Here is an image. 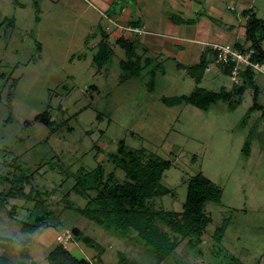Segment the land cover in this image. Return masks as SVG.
I'll list each match as a JSON object with an SVG mask.
<instances>
[{
  "label": "rangeland",
  "instance_id": "obj_1",
  "mask_svg": "<svg viewBox=\"0 0 264 264\" xmlns=\"http://www.w3.org/2000/svg\"><path fill=\"white\" fill-rule=\"evenodd\" d=\"M108 2L0 0V74H4L0 79V192L8 189L1 178L18 176L14 168L20 166L22 176L33 175V188L51 193L44 196L43 208L54 215L34 233H23L21 223L40 209L34 200L9 201L0 211V256L9 264H50L48 256L61 245L91 264H222L225 253L243 264H264V119L260 110H251L254 87H247L234 109L223 101L206 111L186 103L164 104L163 98L188 96L198 88L230 92L235 84L215 61L196 84L182 69L177 70V65L191 63L166 52L155 56L138 37L132 41L135 55L126 54L116 46V39L109 38L110 63L101 69L94 63L98 43L113 32L111 16L119 17L122 8L131 10L144 30H154L161 37L171 32L172 25L199 24L198 37L206 45L198 48L211 54L213 35L218 46L233 49L237 43H246L247 18L242 13L249 10L264 21V0ZM211 7L222 13L216 15ZM261 47L264 50V42ZM137 57L140 75L121 82L122 63H134ZM146 59L151 61L149 67ZM157 64L154 88L149 91V70ZM253 82L259 93L257 105L264 109L262 69L253 70ZM44 113L54 123L50 129L34 121ZM247 141L250 153L245 157L242 150ZM121 144L170 163L160 183L171 194L156 199L154 209L180 212L187 184L199 173L221 191L220 203L205 207L210 224L199 254L187 251L182 242L171 257L158 263L135 235H116L74 211L63 210L62 198L75 178L100 164L106 173L112 172L107 157L116 154ZM114 173L121 182L122 173ZM69 201L85 205V200L73 195ZM12 209L15 212L9 216ZM224 222L227 228L218 252L213 235ZM73 229L83 232L93 246L76 242Z\"/></svg>",
  "mask_w": 264,
  "mask_h": 264
},
{
  "label": "trees",
  "instance_id": "obj_2",
  "mask_svg": "<svg viewBox=\"0 0 264 264\" xmlns=\"http://www.w3.org/2000/svg\"><path fill=\"white\" fill-rule=\"evenodd\" d=\"M246 19L245 44H235L234 48L242 53L252 51L250 60L254 64L262 66L264 64V50L261 44L264 42V21L256 18L251 11L242 13ZM109 36H105L98 43L99 51L94 57V63L99 69L107 66L113 56V52L107 45ZM116 46L123 49L128 55H135L133 42L124 39H117ZM249 44L248 47L246 45ZM210 54V53H209ZM215 52L212 50L211 57H203L194 66L184 67L177 65L179 70L184 69L187 75L200 84L208 65L215 61ZM140 58L137 57L134 63H122L121 82L130 77L139 76L142 67ZM145 65L150 66L151 61L145 60ZM160 64L149 70L151 81L148 85L152 91L153 79ZM231 64L222 67L223 74L229 75ZM4 74H0V79ZM242 84L235 85L230 92L222 89L219 93H212L203 89H196L188 96H181L172 100L163 98L162 102L167 105L189 104L201 111H206L211 105L218 101L229 104V108L234 109L238 104L248 86L254 87L253 107L251 110H260L264 119V109L257 105L258 89L253 82V69L246 68L239 73ZM34 121L41 123L48 129L53 126L48 113L37 116ZM245 157L250 153V141H247L243 148ZM107 163L112 165L113 171L106 173L102 164L96 169L85 174H80L74 180L73 187L65 193L62 198L63 210H71L83 216L91 222L103 227L116 235H135L136 239L142 241L156 257L158 263L171 257L182 242H185L187 251L199 254V246L206 234V229L210 224V218L205 213L208 203L218 204L221 200V191L212 182L206 179L201 173L191 178L187 184L185 202L180 212H169L163 209H154L156 199L168 196L170 190L161 185L160 181L165 171L170 169V163L150 156L144 149H128L123 144L114 155L107 157ZM19 175H8L1 178L3 185H7L4 191L0 192V211L6 209L9 201L23 199L24 201H35L39 212H32L29 221L21 223L20 231L32 234L39 228L49 224L54 217L53 213L43 208L45 197L48 194L31 186L33 175H21L23 169L20 166L14 168ZM119 170L123 175L121 182L115 178V171ZM30 186L28 192L25 187ZM70 195L77 199L85 200V205L80 207L75 202H70ZM45 196V197H44ZM14 209L8 212L9 216L14 214ZM161 226V227H160ZM166 230H163L162 228ZM227 222L216 228L213 240L214 247L220 246L222 238L226 232ZM133 232V233H131ZM72 236L78 243L92 247L94 242L78 229L72 230ZM1 246V238H0ZM217 248V247H216ZM218 252L222 249L217 248ZM224 255V252L223 254ZM50 264H91L88 260L74 257L65 248L59 245L48 256ZM0 264H9L4 256H0ZM222 264H243L241 260L233 255L225 253Z\"/></svg>",
  "mask_w": 264,
  "mask_h": 264
},
{
  "label": "crops",
  "instance_id": "obj_3",
  "mask_svg": "<svg viewBox=\"0 0 264 264\" xmlns=\"http://www.w3.org/2000/svg\"><path fill=\"white\" fill-rule=\"evenodd\" d=\"M108 1L110 0H104L106 5L110 4ZM175 8L185 11V8H179L178 5H176ZM211 11L216 13V15H220L222 13L220 10L214 7H211ZM132 16L133 13L127 8H122L119 17L112 15L110 21L112 26H114V29L111 35H109V38L116 40L122 38L126 41L132 42L134 40H138V37L147 52L154 54L155 56H160L166 52L169 55L177 56L179 60L182 59V61H186V63H191L188 64L191 66L197 65L204 56L208 58L211 57L209 53H206L201 48H198L200 45H206V42H203L204 40H199V24H186L180 27L179 25L170 26L169 23L168 25L170 28L172 27V30H170L171 32L167 33L164 37H161L155 34L154 30H144L142 25L136 21L137 18H132ZM136 17H140L139 13L136 15ZM183 34H185V36H183ZM209 39V41L212 43V46L218 43V38L216 35H213V37ZM175 43H177V45H175ZM181 43L185 44L179 45ZM182 66L186 68L190 67L185 65ZM261 69L264 71V64L261 66ZM177 70L179 69L177 68ZM182 71L186 73L184 69H182Z\"/></svg>",
  "mask_w": 264,
  "mask_h": 264
},
{
  "label": "built area",
  "instance_id": "obj_4",
  "mask_svg": "<svg viewBox=\"0 0 264 264\" xmlns=\"http://www.w3.org/2000/svg\"><path fill=\"white\" fill-rule=\"evenodd\" d=\"M215 52V62L223 66H231L230 70V80L238 85L240 82L239 73L243 72L246 68H251L253 70H260L261 66L259 64H254L251 62L250 57L253 54L252 51L248 53H242L235 48H230L229 46H218L214 45L213 49ZM65 236V234H63ZM69 240V236L66 238V242Z\"/></svg>",
  "mask_w": 264,
  "mask_h": 264
}]
</instances>
